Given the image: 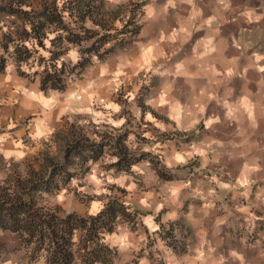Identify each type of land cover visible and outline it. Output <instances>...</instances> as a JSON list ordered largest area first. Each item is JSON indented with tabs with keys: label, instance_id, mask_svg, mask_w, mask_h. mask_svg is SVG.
I'll use <instances>...</instances> for the list:
<instances>
[{
	"label": "crops",
	"instance_id": "obj_1",
	"mask_svg": "<svg viewBox=\"0 0 264 264\" xmlns=\"http://www.w3.org/2000/svg\"><path fill=\"white\" fill-rule=\"evenodd\" d=\"M145 1L136 40L64 91L0 73V156H30L75 118L116 129L127 120L120 90L132 98L143 86L144 121L178 134L167 163L183 162L180 173L198 181L205 167L209 183L189 177L148 190L144 230L108 237L114 264H264V228H255L264 223V0ZM178 219L191 241L184 249L148 245Z\"/></svg>",
	"mask_w": 264,
	"mask_h": 264
},
{
	"label": "rangeland",
	"instance_id": "obj_2",
	"mask_svg": "<svg viewBox=\"0 0 264 264\" xmlns=\"http://www.w3.org/2000/svg\"><path fill=\"white\" fill-rule=\"evenodd\" d=\"M10 1L14 4L9 5ZM88 1L91 2L88 13L91 18H81L79 12L72 8L63 12L65 18L61 22L57 16L56 22L41 18L40 21L46 23V34L38 38L30 24H25L16 12L41 8L43 3L52 8L53 0H0V43L5 45V48L0 46V55L6 57V68L0 73L11 72L17 79L30 83L40 80L41 85L48 73L57 71L67 87L85 73L95 60L103 62L116 52L126 50L136 38L130 39L123 46L119 41L128 40L131 31L139 25L146 1L82 0L81 3ZM58 5L60 9L64 7L65 0H58ZM11 7H14V11H10ZM85 8L82 6L80 10L83 15ZM55 13L60 14L58 11ZM31 17H34V13ZM106 37L114 39L104 43ZM95 50H99L103 58L93 54ZM85 58H90L91 63L82 73H78L76 64ZM120 91L122 112L127 119L120 127L113 129L92 123L89 118H75L72 124L53 135L30 156L21 160H4L0 156V181L16 183L17 180L34 179L42 183L52 172L49 191L39 190L35 196L41 206L60 216L75 212L89 223L93 215L108 206L119 210L114 231L105 233L104 238L107 244L117 250L114 263L119 257V251L108 237L116 235L120 227L124 226L140 229L141 232L144 230L142 218L151 212L141 205L146 192L160 183L180 184L190 177L180 173L179 167L183 162L172 157V164L169 165L165 156L167 142L170 143L167 154L171 156L176 151L177 131L164 133L162 129L153 128L144 121L142 110L144 113L146 109V88L140 87L132 98L126 97L124 89ZM73 130L86 136L80 146L75 142L67 144ZM119 155L124 157L123 160L133 158L137 161L132 162L128 170H120L117 164ZM185 163L193 169L200 161L189 160ZM205 169L203 167L200 172L201 181L197 177H190L193 181L189 184H208L209 177ZM63 173L66 175L65 180ZM152 194H156V191L153 190ZM185 228L181 219L160 225L148 236V245L160 242L184 249L191 242L184 237L188 235ZM255 228H264V223L257 224ZM84 234V230L74 234L72 264L82 263ZM144 248L134 253V260H137ZM50 250L49 240L41 241L0 228V264H50Z\"/></svg>",
	"mask_w": 264,
	"mask_h": 264
},
{
	"label": "trees",
	"instance_id": "obj_3",
	"mask_svg": "<svg viewBox=\"0 0 264 264\" xmlns=\"http://www.w3.org/2000/svg\"><path fill=\"white\" fill-rule=\"evenodd\" d=\"M82 0H65V6L61 9L58 5V0H53L52 8L48 7L47 3H43L42 7L30 10H20L16 13L22 19L25 24L29 23L31 30L34 31L38 38L43 37L46 29V23L40 21L42 18H46L47 21H55L56 16L64 17L63 12L69 8L77 10L78 16L84 19L91 18L88 13L90 12L91 2L81 3ZM70 3L72 4L69 7ZM14 2L10 1L9 5H13ZM82 6H85V15L80 11ZM7 8V7H5ZM10 11H14V7L9 8ZM55 12H59L60 14ZM34 13V17L31 14ZM72 15H74L72 13ZM77 16V14L75 15ZM39 20H36L38 19ZM52 22V23H53ZM100 26H103L99 23ZM141 24L139 23L130 33L128 40L121 39L119 43L123 46L130 39L137 36L140 32ZM114 38H105L104 43H108ZM71 40V39H70ZM72 41V40H71ZM74 42V41H72ZM0 46H3L0 43ZM5 48V45L3 46ZM95 55L103 58L99 50L93 51ZM109 52V51H108ZM91 63L90 58H85L76 64L78 73H82L86 67ZM6 68V57L0 55V71ZM43 89L54 88L64 90L66 83L63 77L58 74L57 71L48 73V75L41 82ZM71 137L68 139L67 144L71 145L73 142L80 146L82 140H86V136L80 131L73 130ZM74 140V141H73ZM124 157L119 155L117 164L120 170H128L132 162L136 159L130 158L123 160ZM66 172V171H63ZM67 173V172H66ZM51 174L47 175L45 182L39 183L34 179L17 180L16 183L10 180L0 181V228L3 230H9L16 233L26 234L29 238L39 239L41 241H50V255L48 262L50 264H72L74 262V253L72 245L74 243V234L78 231L84 230L83 240V256L81 264H113L117 256V250L111 247L104 240L105 233L113 232L118 220L119 210L111 208L110 206L101 210L98 214L93 215L91 222H86V218L78 215L75 212L60 216L50 209L41 206L35 196V193L39 190L49 191ZM64 180L66 179L65 173H63ZM1 182H6L1 183ZM41 182V181H40Z\"/></svg>",
	"mask_w": 264,
	"mask_h": 264
}]
</instances>
